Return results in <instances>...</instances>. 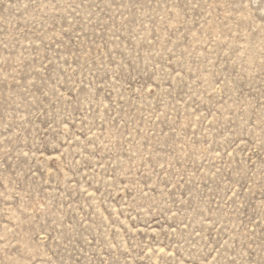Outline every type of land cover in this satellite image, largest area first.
I'll return each instance as SVG.
<instances>
[{
	"label": "rangeland",
	"instance_id": "obj_1",
	"mask_svg": "<svg viewBox=\"0 0 264 264\" xmlns=\"http://www.w3.org/2000/svg\"><path fill=\"white\" fill-rule=\"evenodd\" d=\"M0 264H264V0H0Z\"/></svg>",
	"mask_w": 264,
	"mask_h": 264
}]
</instances>
